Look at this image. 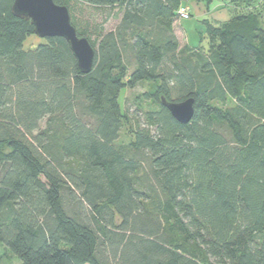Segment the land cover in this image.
Instances as JSON below:
<instances>
[{
	"label": "trees",
	"instance_id": "1",
	"mask_svg": "<svg viewBox=\"0 0 264 264\" xmlns=\"http://www.w3.org/2000/svg\"><path fill=\"white\" fill-rule=\"evenodd\" d=\"M53 1L95 50L87 73L63 37L25 48L33 25L0 0V244L15 264H264V0L202 19L206 51L177 35L189 0ZM145 81L132 119L121 92ZM161 96L192 98L191 120Z\"/></svg>",
	"mask_w": 264,
	"mask_h": 264
},
{
	"label": "water",
	"instance_id": "2",
	"mask_svg": "<svg viewBox=\"0 0 264 264\" xmlns=\"http://www.w3.org/2000/svg\"><path fill=\"white\" fill-rule=\"evenodd\" d=\"M12 12L20 18L29 20L34 33L40 38L63 37L69 44L81 71L84 73L90 71L95 50L86 37L77 35L66 6L56 4L53 0H14ZM160 100L178 122L187 123L191 120L194 113L192 98L176 102L167 101L161 96Z\"/></svg>",
	"mask_w": 264,
	"mask_h": 264
},
{
	"label": "rangeland",
	"instance_id": "3",
	"mask_svg": "<svg viewBox=\"0 0 264 264\" xmlns=\"http://www.w3.org/2000/svg\"><path fill=\"white\" fill-rule=\"evenodd\" d=\"M218 3V4H217ZM228 3V0H214L209 6L210 9L207 11V7L205 5V2H200L196 0H189L186 2V9H189L190 15L188 14L187 18L180 19L179 22L181 24L182 30H180L179 26L176 25V32L178 37L180 38L181 45L187 44L191 47H201L203 51L207 50V39L206 35L203 32L204 27L202 25V19H208L211 21L213 19L214 21H218L221 16L216 18L215 12H218L219 10H214L215 12H211L215 6L219 8H225V4ZM226 9V8H225ZM227 10V9H226ZM116 12V15L114 17H111L107 23L104 25V29H112L119 21V13L117 12V9L114 10ZM228 11V10H227ZM226 12V14H228ZM229 15V14H228ZM200 21V22H199ZM177 22V20H176ZM43 41L42 38L38 37L37 35L33 34L27 37V39L24 42L25 48H32L35 47L39 42ZM133 69V64L129 63L128 72L126 75V78L128 77L129 73ZM149 83L148 82H142L136 85L134 88L126 87L121 92L120 101L122 104V108L126 111H128L129 116L132 119H135V117L139 116V112L136 111L137 105L139 103H142L143 100L139 98L138 96L144 92H149ZM150 102L146 101L143 106L149 105ZM140 118V117H139ZM141 121L142 118H140ZM129 139V136L126 134L125 130H122L120 132V137L118 141H127ZM18 260L15 256H13L3 245L0 244V264H15Z\"/></svg>",
	"mask_w": 264,
	"mask_h": 264
},
{
	"label": "crops",
	"instance_id": "4",
	"mask_svg": "<svg viewBox=\"0 0 264 264\" xmlns=\"http://www.w3.org/2000/svg\"><path fill=\"white\" fill-rule=\"evenodd\" d=\"M196 1H200V2H205V1H203V0H196ZM214 0H211L210 2H205V5H206V7H207V11L206 12H208V10L210 9V4L213 2ZM217 2H218V0H217ZM218 4V3H217ZM186 5V4H185ZM212 5V4H211ZM187 7H188V5H186ZM218 6V5H217ZM217 6H215V8L211 11V12H215L214 10H219L218 12H215V16H216V18H218L219 16H221L220 18H223V19H220V20H218V21H214L213 19H211V22H213V23H219V22H223V21H226V20H228L229 19V16H230V14H229V12L225 9V8H219V7H217ZM225 11H227V13L229 14H226V12ZM175 24H177L178 26H180L181 27V24H180V22H179V20H177V22H175ZM182 28V27H181Z\"/></svg>",
	"mask_w": 264,
	"mask_h": 264
},
{
	"label": "built area",
	"instance_id": "5",
	"mask_svg": "<svg viewBox=\"0 0 264 264\" xmlns=\"http://www.w3.org/2000/svg\"><path fill=\"white\" fill-rule=\"evenodd\" d=\"M178 14H179L180 18H187L188 17V10L186 9V7H182L179 9Z\"/></svg>",
	"mask_w": 264,
	"mask_h": 264
}]
</instances>
